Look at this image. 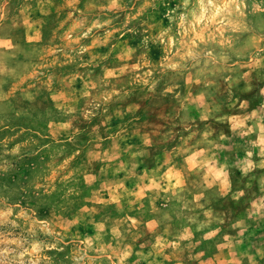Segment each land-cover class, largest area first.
Masks as SVG:
<instances>
[{
    "label": "rangeland",
    "instance_id": "1",
    "mask_svg": "<svg viewBox=\"0 0 264 264\" xmlns=\"http://www.w3.org/2000/svg\"><path fill=\"white\" fill-rule=\"evenodd\" d=\"M0 264H264V0H0Z\"/></svg>",
    "mask_w": 264,
    "mask_h": 264
}]
</instances>
